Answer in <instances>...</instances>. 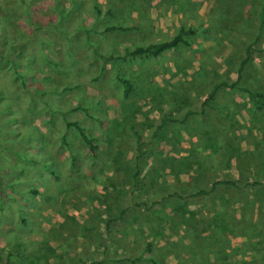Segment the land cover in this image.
Instances as JSON below:
<instances>
[{"label":"rangeland","instance_id":"1","mask_svg":"<svg viewBox=\"0 0 264 264\" xmlns=\"http://www.w3.org/2000/svg\"><path fill=\"white\" fill-rule=\"evenodd\" d=\"M77 1L81 5L72 0L32 2L33 21L43 25L32 37L37 23L32 29L29 22L23 23L30 39L25 48L35 57L31 62L38 75L35 81L27 76L26 85L14 78L11 82L9 72L0 68V249L31 251L39 264H83L78 253L82 244L86 261L92 254L104 264H153L152 257L154 264H264V107L256 109L243 91L219 86L205 105L206 122L217 125V118L225 122L230 114L237 122L231 128L212 125L219 131L213 140L202 133L206 122L200 112L214 84L235 80L247 44H252L253 60L240 83L264 91V22L259 30L264 0ZM58 5L72 12L55 30L45 21L56 19ZM8 10L12 17L23 16V7L11 5ZM113 25L128 29L108 31ZM81 26L90 29L84 32ZM181 27L189 30L184 36L191 46L180 44L157 57L125 55L126 49L168 40ZM35 37L46 42L49 59L62 61L69 70L46 64ZM2 42L1 54L6 55L9 48ZM93 48L100 55L94 56ZM118 75L133 84L128 97ZM55 82L77 87L58 93L53 91ZM53 106L61 113L52 111ZM227 106L244 110L231 112ZM189 109L193 113L182 121ZM165 116L166 124L158 129ZM66 120L82 125L97 145L95 152L75 128H65ZM133 127L142 134L141 153ZM64 132L75 150L73 160L59 145ZM45 152L57 163L59 179L44 166L50 160ZM115 159L126 163L123 173H117L120 181L124 179L121 183L107 175ZM128 164L130 170L125 169ZM129 172H138V181ZM229 179H237L236 185L223 186L232 212L223 211L220 219L213 204L218 191L210 196L197 192ZM254 181L262 185L253 186ZM149 189L156 198L165 197L157 208L161 218L166 208L187 213L189 202L192 222L183 228L172 218L151 219L144 224L148 233L142 227L132 228L134 220L144 215L140 197ZM168 191L177 194L167 197ZM114 200L121 202L110 207L122 204L128 209L121 213L120 223L130 224L120 226L114 219L111 227L105 226L107 217L100 215L99 207ZM117 227L123 235L140 228L137 233H144L152 252L137 238V244L117 242L111 230ZM13 233L19 235L17 243L10 239Z\"/></svg>","mask_w":264,"mask_h":264},{"label":"trees","instance_id":"2","mask_svg":"<svg viewBox=\"0 0 264 264\" xmlns=\"http://www.w3.org/2000/svg\"><path fill=\"white\" fill-rule=\"evenodd\" d=\"M9 1V0H6ZM12 4L13 6L16 7H23V10L20 11V16L18 15L16 17H12V15H10V12L8 10V8L11 6L10 3H3L2 0H0V39L5 40V42H2V44H5L8 48H9V53H7L6 55H2V51L0 49V68H3V71H8V75L11 77L10 80L11 82H13L14 78V82L15 81H20L22 85H26V78L27 76H30L34 81L37 78V73L35 72V70L32 69L31 67V62L35 61V57L33 55H30L29 53H27V49L25 48L27 44V42L30 41V39H28L25 36V33H28L25 26L23 25L24 22H29V26L32 29L31 25H34V23H37V20L33 21V1L34 0H12ZM74 5H81L80 1L77 0H72ZM24 4V5H22ZM57 4V2H56ZM55 4V6H56ZM17 5H22V6H17ZM56 9V7H55ZM57 12V17L56 19L52 20V21H45V25H52L53 28L56 30H58L57 26L58 24H60L71 12L72 10L66 9L64 10L62 6L57 7L56 9ZM100 12V9H97V13ZM108 12H111L110 10ZM22 17H25V19H21ZM264 22V2L261 5V9L259 12V30H261V26ZM38 25V23H37ZM82 27V26H81ZM43 25H38L36 26V30H31V34L32 37L35 36V34L38 32V30L42 29ZM90 28L88 27H82V31H88ZM128 27H123V26H119V25H113V26H109L107 27L108 31H112V30H127ZM10 32V33H9ZM30 32V31H29ZM189 32V30L185 31L183 27H181L178 31L177 34H175L172 38L168 39V40H163V41H159V42H155V43H151L148 45H139L136 46L135 48L129 50L126 49L125 51V55L129 56L130 58H136V57H157L162 55L163 53H165L168 50L174 49L176 47H178L180 44H184V45H188L191 46V42L188 38H186L184 35ZM190 33H193V31H190ZM5 38V39H3ZM36 38V37H35ZM259 36H257V40H258ZM32 39V38H31ZM36 41H38L39 39H35ZM88 40V38H87ZM86 40V41H87ZM0 41V44H1ZM38 43L40 44V51H41V57L44 59V62L46 64L52 63L54 64V70L58 69L61 70L63 69V71H67L69 70L68 67H66L65 65H63L64 63L62 61H54L53 59H49L50 57L48 55H46L45 53V44L46 42L44 40H39ZM88 44H92L89 40H88ZM92 53L94 54V56H98L100 55L98 53V51L96 50V48H93ZM96 54V55H95ZM5 56V57H4ZM27 59V61H24V59ZM253 60V49H252V44H247L245 47V52H244V56L242 57V59L239 62V66L237 68V77L235 78V80H233L232 82H227V81H222V82H218L216 84H214L212 86L211 91L208 93L207 97L205 98L204 102L202 103V108L200 110V112H202L203 114H205V105L207 104V102H209L211 99L214 98L215 96V92L217 90V88L219 86H226L229 88H234L236 90L239 91H243L247 94V96L249 97V99L253 102V105L256 109L261 110L264 107V91L260 90V89H250L248 87L242 86L241 85V80L243 78V72L247 69V67L249 66V64H251ZM9 64V65H8ZM6 65V66H5ZM5 66V68H4ZM57 67V68H56ZM7 68V69H6ZM117 80L122 84L123 86V95L124 97H128L130 92L133 90V84L132 82L126 78V77H122L120 75H118ZM77 87V85H64L63 87H60V85L58 83H54L53 85V91L54 92H58V93H63L69 90H73ZM1 93V92H0ZM10 105V103H8V106ZM52 106V105H51ZM77 108H79V106L74 107V110H76ZM52 111H55L57 113H61V109L59 107H52L51 108ZM193 111L192 110H188L187 113L185 114V116L182 118V121H185L188 116L190 114H192ZM167 122V117H163L160 124L158 125V129H161L162 127H164V125ZM73 127L75 128L78 133L80 134V136L82 137L83 141L85 142V144L88 146V149L91 152H95L97 145L93 142L94 139L92 137H90L87 133L84 132V129L82 127V125L77 122V121H65V128H70ZM134 130V134H135V140L138 146V151L139 153H141V150L139 149V147L142 144V134L140 133L139 130L136 129V127H133ZM116 134H119L120 132L118 131H114ZM37 134H43L42 131H40L39 129H37L36 131ZM67 133L64 132V134L61 135L60 137V144L61 147L63 146V148L68 152V156L70 158V160H73L76 156H75V150L74 147L72 146V143L67 140ZM48 154V152H45L44 154ZM50 160L47 161L48 165L47 166V170H49L50 174L56 178L59 179V174L57 173L59 171L57 163L55 162V160H53V157L48 154L47 156ZM55 168V169H54ZM138 174V172L133 173L130 177L132 178L133 181H138L136 179V175ZM144 178H146L147 176H149V174H144L143 175ZM224 185H236V181H232V180H218L216 182H214L211 186V188L209 190H205V189H200L197 194L200 195H205V196H210L212 193L215 192V189H217L218 187H222ZM253 186H261V183H258V181H254L252 182ZM33 194L38 193L37 189H33L32 190ZM173 193H169L168 196H172ZM163 199L165 197H162ZM22 220V224L24 226L27 225V220L25 219V217H21ZM106 223H109V220L106 221ZM19 235L18 233H13L12 236L10 237L12 242H16L18 241L20 238H18ZM17 243V242H16ZM150 243H147V248L150 249L149 246ZM39 264L38 259H36V253H33L31 251H27L25 249H23V251H17L14 249H9L8 251L4 252L3 249H0V264Z\"/></svg>","mask_w":264,"mask_h":264},{"label":"crops","instance_id":"3","mask_svg":"<svg viewBox=\"0 0 264 264\" xmlns=\"http://www.w3.org/2000/svg\"><path fill=\"white\" fill-rule=\"evenodd\" d=\"M212 89V88H211ZM218 89V88H217ZM211 91V90H210ZM210 91H208V93L210 92ZM217 91V90H216ZM216 93V92H215ZM239 97H237V99H238ZM237 104H239V105H237ZM236 104V106L235 107H237V106H240V102H238ZM235 107H231V106H227L226 107V109H228V110H231V112H236V109H235ZM189 110H191V109H189ZM209 109L207 108H205V114H206V112L208 111ZM244 109L243 108H240V110H239V112L240 111H243ZM188 111V110H187ZM187 111H186V113H187ZM239 112H236V113H239ZM185 113V114H186ZM204 114V115H205ZM228 114V113H227ZM191 115V114H190ZM230 119L229 120H225V122L223 121V119L222 118H217V120H216V124L217 125H215L214 123H211V121L209 122V123H207L206 122V119L207 120H209L208 118H207V116L205 115L204 117V121L206 122L205 123V126L204 127H201L202 129V133L208 138V137H210V136H212V139L211 140H213L215 137H217V134L219 133V131H218V128H216V129H214V128H212L211 126L213 125V126H225V127H229V128H231L232 127V125L234 124V123H236L237 121H236V117L235 116H232V114H230ZM215 117L213 118V121H215ZM227 122V123H226ZM247 124H249V119H247ZM212 128V129H211ZM209 139V138H208ZM215 139H217V138H215ZM122 151V153H123V151L124 150H121ZM124 152H126V151H124ZM136 154V153H135ZM137 155H138V153H137ZM149 160V159H148ZM111 164L114 166V168H113V170H112V167H110V169L108 170V173L109 174H107L108 176H110V178H112V179H114L115 181L114 182H119L120 180V178L117 176V173L118 174H122L123 173V170H121V168H123L124 169V164H126L125 163V161H123V159H115V160H111ZM115 164H117V167L115 166ZM129 165V166H128ZM128 165H125V169H127V170H130V167H132V165H130V164H128ZM113 171H115V172H113ZM126 174V173H125ZM127 175H129V177L132 175L130 172L129 173H127ZM114 177V178H113ZM118 178V179H117ZM122 180H124V179H122ZM122 180L119 182V183H121L122 182ZM230 180H232V181H236L237 179H230ZM150 184H151V182H150ZM144 188L146 189L147 188V186H145L144 185ZM115 190V189H114ZM149 192L147 193V191H146V193L144 194V196L143 197H140L141 199H140V204L142 205L141 207H143V208H140L141 209V213L142 214H146V213H150V216L147 218L146 217V215L144 216V215H141V216H139V217H137V219H135L134 220V225H132V228H134V229H136L137 227H142L141 228V230H144L145 232H147V227L146 226H144V224H146V220H150L151 221V219L153 220H155V221H157V220H159V219H161V220H164V219H170V218H172V220H174V221H177V223H179L180 225H182L183 224V228H186V223L188 222V221H191V219L189 220L188 218H192L191 216H189V214H190V212H188V211H192V210H189L190 209V205L192 204H190L189 202H186L185 203V206L186 207H188V208H184V212H187V213H184V214H180V213H175V212H173V213H171L170 212V210L169 209H165L166 210V215L165 216H162V218H161V215H159V211H157V208H159V206H163V201H164V199L162 198V197H159V198H156L155 197V193L153 194V192L149 189L148 190ZM215 191L217 192L216 193V195H217V198L218 199H215L214 200V202H213V204H217V206H216V208H215V210H216V212H217V216L216 217H218V218H220V219H222V217L224 216V212L223 211H225V210H231V203H230V201H231V199H229L228 198V196H227V192H226V189L225 188H222V187H219V188H217V189H215ZM168 193H175V195L177 194L176 193V191H173V192H170V191H168ZM167 193V194H168ZM213 194V193H212ZM211 194V195H212ZM169 195V194H168ZM118 197V196H117ZM214 197V196H213ZM181 199L180 200H184V198L183 197H180ZM115 202H103V204L99 207L100 208V211H103L100 215L101 216H103V217H107L106 219H105V222H104V224H105V226H110V222H112V220H117L118 221V225H120V226H123V224L124 225H126V224H130V222L131 221H127V220H124V223H120V221H121V218H120V215H121V213L122 212H126L128 209L125 207L126 205H122V204H119V206L117 205V204H114L116 207H110L111 206V204H113V203H120L118 200H114ZM149 202V203H148ZM134 207H136V208H138L136 205H134ZM97 208V207H96ZM106 208V210H104ZM110 208H114L115 209V211L113 212L112 211V209L111 210H109ZM149 208V209H148ZM233 208V207H232ZM96 210V209H95ZM150 210H151V212H150ZM140 211V210H139ZM219 212V213H218ZM231 212H232V210H231ZM114 213V214H113ZM195 213H198V212H195ZM186 214V215H185ZM199 217V214H196L195 215V218L193 217V219H196V218H198ZM113 218V219H112ZM107 220H109V223L107 224L106 223V221ZM197 220V219H196ZM147 222H149V221H147ZM192 222V221H191ZM132 223V224H133ZM173 223V222H172ZM176 223V222H175ZM174 223V224H175ZM179 225V226H180ZM111 227V226H110ZM181 228H182V226H180ZM120 227H117L116 229H111L112 230V234H114V236H115V238L117 239V242L118 241H122V243L124 244L125 242L126 243H128L129 244V242H130V240H132L133 241V243H135V244H137L136 242H135V238H137V239H139V244H141V245H143L142 243H144V244H146L147 245V243L148 242H150L149 240H146L145 238H144V233H137L139 230H140V228L139 229H137V230H134V229H131V234L130 235H128V234H122V232H120V229H119ZM194 228H198V227H194ZM187 230H189L188 229V227H187ZM195 230V229H194ZM192 232H194V233H196L197 234V231H192ZM148 233V232H147ZM124 238L126 239V240H124ZM80 244V243H79ZM146 245H144V246H146ZM132 246H135V245H132ZM83 247H84V244H82L81 246L79 245V250H78V253L79 254H82V263L83 264H104L103 263V261H97V259L96 260H94L93 258H92V254H89L88 256L90 257V260L89 261H86V259H85V257H86V254H84V253H82V251L81 250H83ZM91 251H93L92 249H90ZM89 249L87 250L88 252H90L91 253V251H90ZM120 250V249H119ZM143 251H144V249H142ZM129 251V249H128V247L127 248H125L124 250H122L121 251V254L122 255H124L126 252H128ZM148 251L149 252H152V249H148ZM118 253H120V251L118 252ZM113 254V253H112ZM149 259V258H148ZM99 262H101V263H99ZM151 262L154 264L156 261H155V259L152 257V259H151ZM115 264H119L118 262H116ZM170 264H175L174 262H172L171 261V263Z\"/></svg>","mask_w":264,"mask_h":264}]
</instances>
